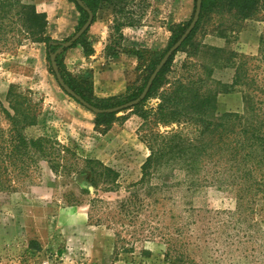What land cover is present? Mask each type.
Masks as SVG:
<instances>
[{
	"label": "rangeland",
	"instance_id": "obj_1",
	"mask_svg": "<svg viewBox=\"0 0 264 264\" xmlns=\"http://www.w3.org/2000/svg\"><path fill=\"white\" fill-rule=\"evenodd\" d=\"M54 3L62 4L61 0ZM194 5V0H124L116 8L120 11L122 7L120 16L137 24L129 34L131 40L164 45L160 50L164 51L171 37L170 25L189 21ZM60 11L69 12L64 6ZM115 18L111 11L103 10L96 22L112 27ZM214 28L215 24L201 28L197 42L235 53L236 65H244L253 80L242 89L250 88L256 109H264V52L259 51L264 22H246L241 33L221 40L223 46L214 38ZM142 54L140 70L131 73L130 83L140 81L151 60L152 54ZM63 59V78L72 76L90 86L91 68L86 61L72 48ZM186 61L184 51L176 55L170 79L195 75L202 72L200 65L210 63L203 54L191 58L187 66ZM53 73L44 44L25 42L14 55L1 53L0 100L6 105L11 86L32 91L41 101L47 132L81 159L94 158L116 170L120 188L115 192L96 190L88 176L55 175L42 163L15 190L0 193V264H175V243L190 255L193 264H229L230 251L237 264L264 262V202L247 204L246 214L235 215L239 193L220 186L218 168L208 166L200 177L164 168L130 198L129 187L141 179L142 166L150 155L147 133L179 128L188 133L187 125L143 128V119L132 108L110 120L97 121V113L66 93ZM234 75L235 69L227 66L216 69L213 77L230 84ZM242 89L220 94L219 111L243 112ZM150 102L156 107L158 100ZM40 132L41 128H33L28 133L35 136ZM94 198L100 202L91 220ZM127 198L132 204L121 211L118 204Z\"/></svg>",
	"mask_w": 264,
	"mask_h": 264
},
{
	"label": "trees",
	"instance_id": "obj_2",
	"mask_svg": "<svg viewBox=\"0 0 264 264\" xmlns=\"http://www.w3.org/2000/svg\"><path fill=\"white\" fill-rule=\"evenodd\" d=\"M70 1L80 13L77 32L87 21L89 13L75 0ZM123 1L82 0L93 14L94 21L103 10L111 11L116 16L105 58L118 61L123 52H129L138 57L136 71H139L142 53L152 54L149 64L141 73L140 81L129 82L124 94L100 98L94 93L91 72L88 73L90 86L83 85L85 80L82 83L72 76L65 78L71 89L100 109L114 108L138 99L164 53L177 42L193 18L170 25L171 37L164 51L129 50L123 46L122 30L125 27H136L137 24L127 21L124 15L120 16L124 10L120 7ZM194 1L195 11L197 0ZM117 5H120V11ZM248 21L264 22V0H202L200 18L194 31L158 75L146 99L132 108L143 119V128H148V125L168 127L184 124L189 131L186 133L184 128H179L164 133H147L150 155L142 166L141 179L129 187L130 198L140 187L148 186L152 177L164 168H175L188 176L200 177L208 166H213L220 170L217 178V182L223 184L220 186H227L239 193L235 215L242 217V214H246L247 204L253 206L264 202V109H256L255 96L250 88L246 91L242 89L244 85L251 86L253 80L246 74L244 65H236L235 53L196 40L198 31L208 24H215L216 36L227 39L230 34L242 31ZM69 39H53L48 34L47 14L38 12L34 4L24 0H0V54L14 55L25 42L44 44L49 58L53 54L57 55L55 59L64 75L66 68L63 55L70 48L81 47L85 54L93 53L87 32L69 49L63 48V43ZM181 51L186 53L185 66L191 58L200 54L209 58L210 63L200 65L202 72L195 75L170 79V68ZM259 51L264 52V33L260 37ZM222 59L223 63L220 62ZM227 66L235 69L232 83L225 84L214 79L215 70ZM241 89L243 112L219 111L218 96ZM153 100H158L156 107L150 105ZM6 101L7 106L0 100V193L15 190L16 184L40 168L42 163L47 164L55 175L67 174L73 177L83 174L89 177L91 186L96 190L118 191L120 174L116 170L94 158L81 159L47 132V127L42 123L45 113L41 101L35 99L32 91L22 92L11 86ZM116 114H97L96 119L110 120ZM33 128H41L40 134L31 136L28 132ZM81 162L83 168L80 167ZM130 198L118 204L121 211L131 206ZM98 202L100 200L94 198L90 203L91 220L95 218ZM234 244L233 241L231 246ZM166 254L168 256L169 252ZM229 256V264H237L233 251H230ZM175 264H193L190 255H185L176 243ZM255 264L264 262L258 260Z\"/></svg>",
	"mask_w": 264,
	"mask_h": 264
},
{
	"label": "crops",
	"instance_id": "obj_3",
	"mask_svg": "<svg viewBox=\"0 0 264 264\" xmlns=\"http://www.w3.org/2000/svg\"><path fill=\"white\" fill-rule=\"evenodd\" d=\"M26 2V0H24ZM55 0H33L32 4L40 13L47 14L48 34L55 40H63L73 33L79 23L80 13L76 5L70 0H61V5L57 6ZM64 6L69 12L61 14V8ZM93 21L90 29L87 31L88 41L91 43L93 53L85 54L83 48H72L75 55L81 56L86 64L91 68L92 83L94 93L100 98H109L124 94L129 85L131 73H134L138 66V57L129 52H123L118 61H110L106 57V48L110 43L112 27L108 23H98ZM138 28V27H137ZM134 31V27H125L122 30L124 41L123 46L127 49H149L151 51H159L164 45H148L141 44L131 40L129 34ZM243 31V30H242ZM240 31L239 33H241ZM243 35L245 33H242ZM246 36V35H245ZM217 38L219 44L223 46L222 39ZM71 49V48H70ZM137 57V58H136ZM65 63V62H64Z\"/></svg>",
	"mask_w": 264,
	"mask_h": 264
},
{
	"label": "water",
	"instance_id": "obj_4",
	"mask_svg": "<svg viewBox=\"0 0 264 264\" xmlns=\"http://www.w3.org/2000/svg\"><path fill=\"white\" fill-rule=\"evenodd\" d=\"M76 3L83 7L86 11L89 13V17L85 24L77 31L73 36L70 37L69 41L63 43V48H69L71 45L75 42H77L91 27L94 21L93 14L85 7L82 0H75ZM201 7H202V0H197L196 9L194 11L193 18L188 26V28L185 30V32L181 35V37L177 40V42L170 48L167 49V51L162 56L159 64L156 66L152 74L150 75L147 84L141 93V95L138 97V99H134L132 101L126 102L125 104H122L120 106L110 108V109H100L93 105H91L89 102H87L85 99H83L80 95H78L73 89L69 87V85L66 83L65 79L63 78L61 71L59 69L58 63L55 59V54L51 55V65L52 69L54 71V74L56 76V79L60 86L65 90L66 93H68L71 97H73L75 100L80 102L83 106H85L87 109H90L91 111L97 113V114H107V113H118L123 110H127L130 108L135 107L139 104L140 101H143L148 96V93L153 86L154 81L158 77V75L161 73V71L164 69V67L169 63L171 58L175 55V53L182 47V45L185 43V41L188 39V37L191 35V33L194 31L199 18L201 14ZM60 52V51H59Z\"/></svg>",
	"mask_w": 264,
	"mask_h": 264
},
{
	"label": "built area",
	"instance_id": "obj_5",
	"mask_svg": "<svg viewBox=\"0 0 264 264\" xmlns=\"http://www.w3.org/2000/svg\"><path fill=\"white\" fill-rule=\"evenodd\" d=\"M44 264V263H43ZM46 264V263H45Z\"/></svg>",
	"mask_w": 264,
	"mask_h": 264
}]
</instances>
